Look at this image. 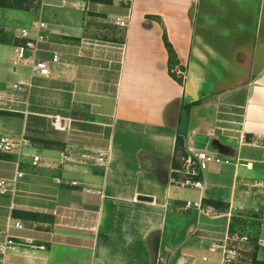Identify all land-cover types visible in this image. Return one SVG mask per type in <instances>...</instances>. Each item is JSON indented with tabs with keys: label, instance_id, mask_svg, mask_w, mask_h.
I'll use <instances>...</instances> for the list:
<instances>
[{
	"label": "crops",
	"instance_id": "crops-1",
	"mask_svg": "<svg viewBox=\"0 0 264 264\" xmlns=\"http://www.w3.org/2000/svg\"><path fill=\"white\" fill-rule=\"evenodd\" d=\"M35 2L28 39L37 22L46 30L34 58L60 61L41 77L0 54V136L27 141L0 152V245L9 235L45 249L8 250L3 264H221L226 235L248 237L227 264H264V0ZM0 28V45L26 40ZM177 138L186 156L229 163L210 162L201 190L180 186ZM99 153L105 167L83 158Z\"/></svg>",
	"mask_w": 264,
	"mask_h": 264
},
{
	"label": "built area",
	"instance_id": "built-area-1",
	"mask_svg": "<svg viewBox=\"0 0 264 264\" xmlns=\"http://www.w3.org/2000/svg\"><path fill=\"white\" fill-rule=\"evenodd\" d=\"M115 23L121 27H125L127 24L122 18H117ZM33 29L35 31V35L33 39L29 38V31L26 29L20 30V38L26 39L24 43H21L15 47V54H16V62L18 63H30L32 67V71L41 77H50L51 72L49 69L50 64H57L60 61V56L57 53H53L50 60L47 62L45 60H36L34 58V53L38 51V44L45 40L44 32L46 30V24L44 22H37L33 25ZM14 90H20V86L15 84L13 85ZM66 121L70 122L69 119ZM68 124H63L62 119L60 118H53L52 126L57 130H67L69 128ZM27 141L24 138H12L10 136H0V152H12L16 151L18 155L21 152V146L26 144ZM83 158L89 159L92 161L94 165L99 167H105L107 164V155L105 153H99L96 157H89L84 155ZM40 157L33 156L32 157V164L35 166L39 163ZM70 161V157L68 155H63L61 163ZM210 162L216 163H229L227 160L222 161L220 158L213 157L205 152H195L191 155L186 156L183 158V163L181 169L178 171L182 175V179L177 181L176 183L183 187H189L201 190L202 184L197 178L205 170ZM21 172H17L16 177H22ZM75 185V182H72ZM7 183L4 181H0V190L4 191ZM255 186L264 188V184L261 182H257ZM187 207H194L197 209L199 213L204 214L205 210L202 207L201 202H187ZM14 227L17 229H22V225L19 222L14 224ZM19 239V238H17ZM247 236H238V235H226L223 241V244L220 246L222 251V258L221 264L230 263L237 255V249L235 244L237 242H247ZM35 240L32 238H25L19 241H15L12 236H7L6 241L0 245V257H3L8 250H15L18 247L29 246L31 248H37L40 250H44L45 246H38L35 243ZM215 247L212 246L211 250H214ZM0 264H3V261L0 258Z\"/></svg>",
	"mask_w": 264,
	"mask_h": 264
},
{
	"label": "trees",
	"instance_id": "trees-1",
	"mask_svg": "<svg viewBox=\"0 0 264 264\" xmlns=\"http://www.w3.org/2000/svg\"><path fill=\"white\" fill-rule=\"evenodd\" d=\"M39 7L38 3L35 2V0H0V8H10V9H17V10H23V11H29V10H34ZM163 43L165 46V49L168 54V61H167V69L168 73L171 78H173L177 83L182 85L183 83V77L182 75H178L184 72V67L180 65V62L177 58V54L175 50L173 49V46L170 44L166 33H163L162 36ZM10 41V38H8L7 34L0 28V43L6 44ZM14 45H19L21 43H24V40H14ZM185 108L189 106H184ZM31 141H35L38 143H42L45 145L50 144L51 142L49 140H42V139H32ZM34 143V142H33ZM176 148L177 151L180 150L182 153L183 157H186V154L182 152V140L181 138H177L176 141ZM212 203V202H211Z\"/></svg>",
	"mask_w": 264,
	"mask_h": 264
},
{
	"label": "rangeland",
	"instance_id": "rangeland-1",
	"mask_svg": "<svg viewBox=\"0 0 264 264\" xmlns=\"http://www.w3.org/2000/svg\"><path fill=\"white\" fill-rule=\"evenodd\" d=\"M0 14V25H3L8 29H12L13 34L17 31L19 33L21 29L31 31L33 22L39 19V14L36 10L23 11L2 8L0 9ZM14 49L15 47L11 44H7V46L0 45V54H2L5 57V60L10 64H12L15 57ZM171 216L172 214L168 213L166 224H170Z\"/></svg>",
	"mask_w": 264,
	"mask_h": 264
}]
</instances>
